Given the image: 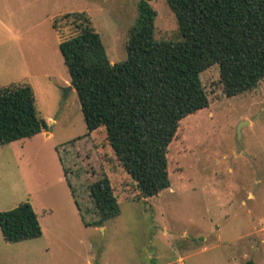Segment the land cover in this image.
Masks as SVG:
<instances>
[{"label": "rangeland", "instance_id": "1", "mask_svg": "<svg viewBox=\"0 0 264 264\" xmlns=\"http://www.w3.org/2000/svg\"><path fill=\"white\" fill-rule=\"evenodd\" d=\"M139 0H0V88L31 86L47 130L0 146V211L28 202L41 236L5 242L0 264H264V79L225 97L218 67L200 73L206 108L179 122L167 150L170 187L148 198L119 165L102 127H86L58 43L84 11L110 63L124 60ZM156 39L179 38L164 0ZM55 21L56 28L52 27ZM110 182L119 215L96 220L89 185ZM77 203V205L75 204Z\"/></svg>", "mask_w": 264, "mask_h": 264}, {"label": "trees", "instance_id": "2", "mask_svg": "<svg viewBox=\"0 0 264 264\" xmlns=\"http://www.w3.org/2000/svg\"><path fill=\"white\" fill-rule=\"evenodd\" d=\"M150 1L137 2L122 61L110 63L84 11L65 15L74 33L58 43L85 136L104 129L116 160L143 198L170 187L167 150L179 122L208 105L201 72L218 67L225 97L250 91L264 79V0H164L176 20V40L155 38ZM47 127L29 84L0 88V146ZM89 193L97 217L86 226H102L119 215L106 176L92 182ZM0 231L9 243L41 236L28 202L0 211Z\"/></svg>", "mask_w": 264, "mask_h": 264}, {"label": "water", "instance_id": "3", "mask_svg": "<svg viewBox=\"0 0 264 264\" xmlns=\"http://www.w3.org/2000/svg\"><path fill=\"white\" fill-rule=\"evenodd\" d=\"M72 87H71V85L69 84V85H67L65 88H63V95H62V99H64V97H65V95H66V93H67V91L68 90H70Z\"/></svg>", "mask_w": 264, "mask_h": 264}, {"label": "crops", "instance_id": "4", "mask_svg": "<svg viewBox=\"0 0 264 264\" xmlns=\"http://www.w3.org/2000/svg\"><path fill=\"white\" fill-rule=\"evenodd\" d=\"M35 239V238H34ZM25 241V240H24ZM21 242V241H20ZM14 243H16V242H14Z\"/></svg>", "mask_w": 264, "mask_h": 264}]
</instances>
